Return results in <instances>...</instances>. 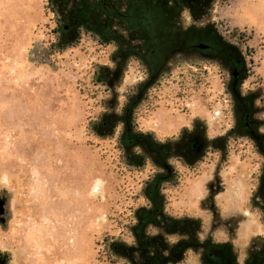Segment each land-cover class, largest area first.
<instances>
[{"label": "rangeland", "instance_id": "1", "mask_svg": "<svg viewBox=\"0 0 264 264\" xmlns=\"http://www.w3.org/2000/svg\"><path fill=\"white\" fill-rule=\"evenodd\" d=\"M142 1L147 18L110 24L96 0H0V264H244L264 248V0ZM69 18L98 40L65 49Z\"/></svg>", "mask_w": 264, "mask_h": 264}, {"label": "trees", "instance_id": "2", "mask_svg": "<svg viewBox=\"0 0 264 264\" xmlns=\"http://www.w3.org/2000/svg\"><path fill=\"white\" fill-rule=\"evenodd\" d=\"M53 1L54 0H47V5H46V8H48V7H50L51 6V4H52V6H53ZM144 6H145V4H143V1L142 2H140L139 3V0H132V2H131V16H135V18H136V14L137 13H140V14H138L141 18H142V16L143 17H145V18H147V12L145 11V8H144ZM58 14V13H57ZM57 21H58V25H60L61 24V18L59 17L58 19H57ZM133 23H136L135 21L133 22ZM57 36H58V38H60L59 37V34H58V31L56 30V32H54ZM87 35L90 39H92V40H94V41H97L98 40V38H97V35L95 34V33H92V32H90V31H88V30H83V32H81V37H82V35ZM81 37H80V39H81ZM222 37V36H221ZM243 36L242 35H240L239 34V32L236 30L235 32H233V34H231V39H236V40H238V41H242L243 40V38H242ZM80 39L78 40V41H75L74 43H72V44H69L68 46H65V49H70V48H76L77 47V44L79 43V41H80ZM224 39V38H223ZM147 100H149V96L148 97H146V99H145V101H144V103L142 104V105H144L145 103H146V101ZM97 123V122H96ZM133 128L138 132V133H142L141 131H140V123L138 122V118H137V112H134V117H133ZM148 134H151V135H153V137L155 138V139H157V137H156V135L154 134V133H148ZM129 141L130 140H123L122 138H120V140H119V144H120V148L122 149V151H126V149H128V147L130 148L131 146H130V144H129ZM172 141V139H170V138H166V140H165V143H170ZM161 142V141H160ZM162 143V142H161ZM164 143V142H163ZM129 145V146H128ZM173 160V159H172ZM178 160H181V159H178ZM151 161V160H150ZM181 161H183V163L184 164H186V161L185 160H181ZM152 162V161H151ZM153 163V162H152ZM147 164V161L145 162V164H144V166ZM156 166V165H155ZM192 168V167H191ZM171 172H172V179L170 180V181H168V182H166L165 184H163L162 185V188H161V193H162V195H163V197H164V199H165V210H166V206H167V200H166V198H165V196H164V194H163V191H165L167 188H171V189H178V188H180V174H179V171L177 170V169H175V167L173 166V164L171 163ZM155 178V177H154ZM154 178L152 179H149V181L146 183V186H149L152 182L154 183L155 182V180H154ZM156 179V178H155ZM146 186H145V188H146ZM144 188V189H145ZM145 191V190H144ZM166 212H167V210H166ZM167 214H168V212H167ZM164 228H166V227H164ZM171 228L173 229V227L171 226ZM159 239V242H160V244H162V241L160 240V238H158ZM104 247H105V251H106V256L108 257V259L111 261V263H115V260L116 259H119L118 258V256L115 254V252H114V250L116 249L115 247L116 246H114V242L113 241H110V240H105V242H104ZM144 258H146V262H144V264L145 263H149V264H163L164 262H163V258H162V256H161V254L160 253H155L154 255L152 254V255H147V256H144Z\"/></svg>", "mask_w": 264, "mask_h": 264}, {"label": "flooded vegetation", "instance_id": "3", "mask_svg": "<svg viewBox=\"0 0 264 264\" xmlns=\"http://www.w3.org/2000/svg\"><path fill=\"white\" fill-rule=\"evenodd\" d=\"M171 1H174V5H175V7L176 6H181V4L183 3V0H171ZM96 2H97V5L100 7V9H101V15H103V14H105V15H107V22L108 23H113L114 22V19L115 18H118V19H120V20H122V22L123 21H126V22H128V23H130L131 22V14H123L122 13V7H123V5H124V0H117L114 4H112V5H109V3H107V1H105V0H96ZM170 2V1H169ZM55 4H56V0H54L53 1V6H55ZM85 22H87V21H85ZM70 28V29H69ZM64 32H61L60 30H59V37H60V40H61V38H62V36L64 37L63 39H64V43L66 42V43H69V44H72V43H70L69 41H70V39H71V37L69 38H66L65 36L66 35H64V34H66V31H69V30H71L70 32H69V36L70 35H72L73 33L75 34V36L76 37H78L77 38V41L80 39V37H81V32H83V30H86V29H80L79 30V32L78 33H76V27L74 26V23H73V21H72V19L71 18H69V26H65L64 27ZM61 32V33H60ZM99 34L102 36V38L104 39H108V38H106V35H104V31H103V29H102V27L100 28V31H99ZM61 43V42H60ZM61 45V44H60ZM128 46V49H130V51H131V45L130 44H127ZM62 46V45H61ZM197 51L199 52V51H201V53L202 54H204L205 53V51L206 50H198L197 49ZM129 53L130 52H128V55H129ZM181 160H183V159H181ZM257 207H259V206H257ZM264 209V208H263ZM167 218H163V221L164 222H166L167 220H166ZM134 251H135V248H134ZM244 264H264V248L262 249V250H259V251H252L249 255H248V258H247V260L244 262Z\"/></svg>", "mask_w": 264, "mask_h": 264}, {"label": "water", "instance_id": "4", "mask_svg": "<svg viewBox=\"0 0 264 264\" xmlns=\"http://www.w3.org/2000/svg\"><path fill=\"white\" fill-rule=\"evenodd\" d=\"M194 2H197L198 0H193ZM205 38H208V35H205L204 36ZM194 42V41H196V38H193V37H187V36H181V37H179V39H178V42ZM199 48L200 49H202V50H207V49H209V47L208 46H205V45H200L199 46ZM237 85V78H236V75H234V82H233V86L235 87ZM259 151H260V149H259ZM260 153H262L261 151H260Z\"/></svg>", "mask_w": 264, "mask_h": 264}]
</instances>
